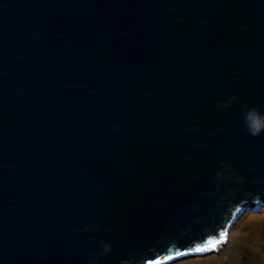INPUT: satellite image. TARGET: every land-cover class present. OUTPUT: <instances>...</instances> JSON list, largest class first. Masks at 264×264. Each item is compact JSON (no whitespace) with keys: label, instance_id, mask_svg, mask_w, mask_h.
<instances>
[{"label":"water","instance_id":"1","mask_svg":"<svg viewBox=\"0 0 264 264\" xmlns=\"http://www.w3.org/2000/svg\"><path fill=\"white\" fill-rule=\"evenodd\" d=\"M244 105L264 113V0H0V264L216 252L264 208Z\"/></svg>","mask_w":264,"mask_h":264},{"label":"crops","instance_id":"2","mask_svg":"<svg viewBox=\"0 0 264 264\" xmlns=\"http://www.w3.org/2000/svg\"><path fill=\"white\" fill-rule=\"evenodd\" d=\"M242 218L235 223L234 234L239 229L242 221L247 217H244L243 220ZM237 223L238 225H236ZM247 244L251 246L244 248L243 246L246 243L243 240L227 237L226 241L222 244L223 247L219 251H216V253H207L202 257H184L170 264H264V243ZM237 247L242 249L239 250V253L235 252Z\"/></svg>","mask_w":264,"mask_h":264},{"label":"rangeland","instance_id":"3","mask_svg":"<svg viewBox=\"0 0 264 264\" xmlns=\"http://www.w3.org/2000/svg\"><path fill=\"white\" fill-rule=\"evenodd\" d=\"M261 212L256 213H247L241 217H247L245 220L242 218V223L240 224L239 229H237L234 234L235 239L243 240L246 245L243 247L251 246L250 244L264 243V208L261 209ZM238 225V223L236 224ZM253 246V245H252ZM220 247H223L221 245ZM239 250H242L240 247L236 248V253H239ZM216 253V252H211ZM187 263V262H186ZM185 264V263H184Z\"/></svg>","mask_w":264,"mask_h":264},{"label":"clouds","instance_id":"4","mask_svg":"<svg viewBox=\"0 0 264 264\" xmlns=\"http://www.w3.org/2000/svg\"><path fill=\"white\" fill-rule=\"evenodd\" d=\"M237 97L233 95L228 101L219 105L222 108H228L235 102ZM242 114L244 117V124L249 135L252 137H259L264 133V113H262L256 107H248L247 105L242 106ZM91 225H86L84 231H88ZM110 244L102 245V252L100 255L107 256L110 252ZM99 259V256L97 257Z\"/></svg>","mask_w":264,"mask_h":264},{"label":"snow or ice","instance_id":"5","mask_svg":"<svg viewBox=\"0 0 264 264\" xmlns=\"http://www.w3.org/2000/svg\"><path fill=\"white\" fill-rule=\"evenodd\" d=\"M227 239V233L226 232H222L220 234V239L219 240H209L207 242V245H205L204 247H198L195 249L196 252H201V251H209V250H213L215 249L219 244H222L226 241Z\"/></svg>","mask_w":264,"mask_h":264},{"label":"built area","instance_id":"6","mask_svg":"<svg viewBox=\"0 0 264 264\" xmlns=\"http://www.w3.org/2000/svg\"><path fill=\"white\" fill-rule=\"evenodd\" d=\"M221 249V247H219L218 249H217V251H219Z\"/></svg>","mask_w":264,"mask_h":264}]
</instances>
